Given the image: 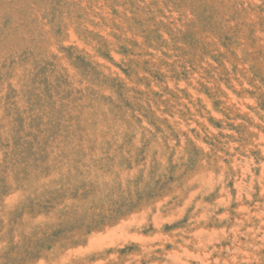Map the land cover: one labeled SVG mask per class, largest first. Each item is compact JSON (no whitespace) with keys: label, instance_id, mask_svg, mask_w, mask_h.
<instances>
[{"label":"rangeland","instance_id":"rangeland-1","mask_svg":"<svg viewBox=\"0 0 264 264\" xmlns=\"http://www.w3.org/2000/svg\"><path fill=\"white\" fill-rule=\"evenodd\" d=\"M0 264H264V0H0Z\"/></svg>","mask_w":264,"mask_h":264},{"label":"bare ground","instance_id":"bare-ground-1","mask_svg":"<svg viewBox=\"0 0 264 264\" xmlns=\"http://www.w3.org/2000/svg\"><path fill=\"white\" fill-rule=\"evenodd\" d=\"M248 168V167H247Z\"/></svg>","mask_w":264,"mask_h":264}]
</instances>
